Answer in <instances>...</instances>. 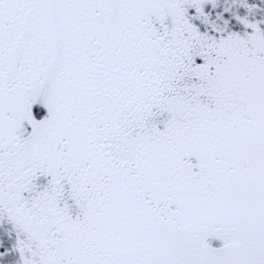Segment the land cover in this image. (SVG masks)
Instances as JSON below:
<instances>
[{
  "label": "snow or ice",
  "instance_id": "1",
  "mask_svg": "<svg viewBox=\"0 0 264 264\" xmlns=\"http://www.w3.org/2000/svg\"><path fill=\"white\" fill-rule=\"evenodd\" d=\"M0 264H264V0H0Z\"/></svg>",
  "mask_w": 264,
  "mask_h": 264
}]
</instances>
